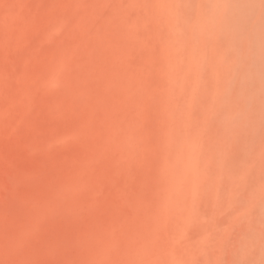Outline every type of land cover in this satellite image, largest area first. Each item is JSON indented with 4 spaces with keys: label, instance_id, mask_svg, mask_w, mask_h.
I'll use <instances>...</instances> for the list:
<instances>
[{
    "label": "rangeland",
    "instance_id": "1",
    "mask_svg": "<svg viewBox=\"0 0 264 264\" xmlns=\"http://www.w3.org/2000/svg\"><path fill=\"white\" fill-rule=\"evenodd\" d=\"M0 264H264V0H0Z\"/></svg>",
    "mask_w": 264,
    "mask_h": 264
},
{
    "label": "bare ground",
    "instance_id": "2",
    "mask_svg": "<svg viewBox=\"0 0 264 264\" xmlns=\"http://www.w3.org/2000/svg\"><path fill=\"white\" fill-rule=\"evenodd\" d=\"M215 1V5L216 6H219V5H222L223 4V6L225 5V3H226V1L227 0H214ZM223 9H225V10H227V7L225 8V7H223ZM215 10H216V8H215ZM225 10H223L222 11V13L225 11ZM212 12V11H211ZM215 12V11H214ZM219 12V11H218ZM212 14H213V12H212ZM215 14V13H214ZM218 14V13H217ZM181 16V15H180ZM222 16V15H221ZM213 17V16H212ZM222 18V17H221ZM185 19V18H184ZM212 20V19H211ZM216 21V20H215ZM207 25H208V23H207ZM181 33V32H180Z\"/></svg>",
    "mask_w": 264,
    "mask_h": 264
}]
</instances>
